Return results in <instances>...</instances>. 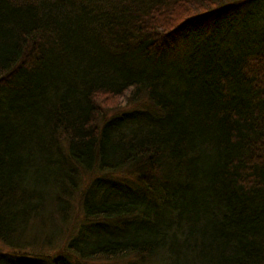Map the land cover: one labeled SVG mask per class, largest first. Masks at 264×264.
Here are the masks:
<instances>
[{
  "label": "trees",
  "instance_id": "1",
  "mask_svg": "<svg viewBox=\"0 0 264 264\" xmlns=\"http://www.w3.org/2000/svg\"><path fill=\"white\" fill-rule=\"evenodd\" d=\"M0 244L264 264V0H0Z\"/></svg>",
  "mask_w": 264,
  "mask_h": 264
},
{
  "label": "rangeland",
  "instance_id": "2",
  "mask_svg": "<svg viewBox=\"0 0 264 264\" xmlns=\"http://www.w3.org/2000/svg\"><path fill=\"white\" fill-rule=\"evenodd\" d=\"M125 104H127V105H125ZM145 104H146V101H145L144 98L140 99L139 101L134 102V103H124V102L120 101L118 103L117 107L114 108V109H113L112 105L104 106V108H106L104 110L105 111L104 116H107V118H108V117H110V116H112V115H114L116 113L121 112V111L128 110V109H133V108H139V107L144 106ZM100 119H102V118H100ZM81 177H82V179L86 180L85 179L86 178L85 175H82ZM73 213H75V209H74ZM73 213H72V216H73ZM71 225H72V223H70V224H60L59 223V224L55 225V229L57 231V235L53 239L58 238V240H57L56 243H54V245H51L50 248H47L46 245L44 246V250H45V247H46V253L47 254L51 255V254H54V253H59L61 251V249H62V238L64 240V236L65 235L67 237H71L74 234V232H75L71 228ZM0 251H7V249L3 245L0 244ZM126 259H127V257H121V258L110 259V260H106V259H102V258H95V259H92V260L86 262V264H121Z\"/></svg>",
  "mask_w": 264,
  "mask_h": 264
},
{
  "label": "bare ground",
  "instance_id": "3",
  "mask_svg": "<svg viewBox=\"0 0 264 264\" xmlns=\"http://www.w3.org/2000/svg\"><path fill=\"white\" fill-rule=\"evenodd\" d=\"M129 179H132V177H130ZM143 199H145V197H143ZM73 221V218L71 217V219H70V222H72ZM117 224L119 225H117V227H120V220H118L117 221ZM78 225H76V227H72V225H71V228L75 231V229L77 230V227ZM52 231H54L55 232V234L57 235V231H56V229H55V227H52V229H51ZM131 231V230H130ZM52 233V232H51ZM45 238L48 240V241H51V240H53V238H55V236L54 237H52V236H50L49 234H45ZM152 264H160V260L159 259H156Z\"/></svg>",
  "mask_w": 264,
  "mask_h": 264
}]
</instances>
